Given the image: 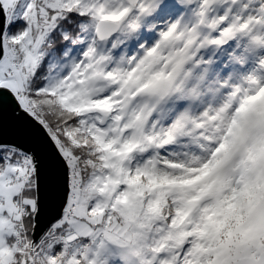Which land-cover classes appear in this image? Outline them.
Returning a JSON list of instances; mask_svg holds the SVG:
<instances>
[{"label":"snow or ice","instance_id":"1","mask_svg":"<svg viewBox=\"0 0 264 264\" xmlns=\"http://www.w3.org/2000/svg\"><path fill=\"white\" fill-rule=\"evenodd\" d=\"M0 264H264V0H0Z\"/></svg>","mask_w":264,"mask_h":264}]
</instances>
